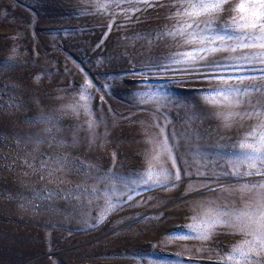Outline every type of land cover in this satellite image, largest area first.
<instances>
[{
	"label": "rangeland",
	"instance_id": "374dc122",
	"mask_svg": "<svg viewBox=\"0 0 264 264\" xmlns=\"http://www.w3.org/2000/svg\"><path fill=\"white\" fill-rule=\"evenodd\" d=\"M187 2L0 0V264H264L242 221L213 222L264 203L249 183L264 176L231 174L264 93L216 95L264 84V63L237 59L264 49L204 51L236 43L234 9L254 0L176 15ZM170 57L184 63L158 66Z\"/></svg>",
	"mask_w": 264,
	"mask_h": 264
},
{
	"label": "snow or ice",
	"instance_id": "6c2138e0",
	"mask_svg": "<svg viewBox=\"0 0 264 264\" xmlns=\"http://www.w3.org/2000/svg\"><path fill=\"white\" fill-rule=\"evenodd\" d=\"M129 2H132V0H129ZM226 2V0H188L187 3L181 4V10H178L176 15H184L189 17H199L203 15H208L211 13L219 12L223 10V4ZM151 6V5H149ZM138 10V9H137ZM238 13H246V15H241L240 20H237L235 17L231 21L230 27L234 30L239 31V35L235 37L236 43L234 45H231L227 48L220 47V48H210V49H204V51H236L237 48H260L264 49V0H254L251 4H246L244 2L240 3L236 6L234 9ZM240 21H243L241 23ZM205 24V26L208 29L213 28V24L211 21H199V20H193L192 23H187L185 28H192L193 24L197 28L200 27L201 24ZM222 27V25H221ZM247 29L248 31H244ZM181 35H184V30L180 31ZM166 35L175 36V32H169L166 33ZM189 36L192 37V39L185 40V43H194L196 39V33H189ZM204 37L201 38V42L203 41ZM215 39H219L222 44L225 42V36L224 35H217L213 39V43H215ZM231 39V37H229ZM191 59H197V57H191V54H186ZM198 59L203 60L204 57L200 56ZM238 60H246L248 62H253L255 60H259L260 63H264V52H256V53H241L239 57H237ZM172 63H180L183 64V61H178L174 57H170L167 59V61L162 62L159 67H165L167 65H171ZM210 68H219L221 65L217 61H212L209 65ZM189 69L195 70L194 64H188L185 67H182L181 71H187ZM261 72L264 73V68L261 69ZM239 79V78H237ZM255 79V78H253ZM261 80H264V75L260 77ZM224 83H227V81H223ZM240 85L242 86H234L229 84L226 89H221L216 92V95L218 98H222V101L226 105H231L233 103L239 104L243 102L242 97L243 96H251L252 93H264V84H248L244 85L243 81L240 80ZM82 99L84 97H81ZM231 98V99H230ZM208 99V98H206ZM211 102L213 103H220L221 99H213ZM251 103V101H249ZM255 113L257 115H264V107H260L257 109H254ZM220 115L225 121L231 118L232 115H238L235 113H227L223 114L220 113ZM248 115H251V113H248ZM227 123H225V127H228ZM261 129H264V123L258 126ZM249 136L255 137L256 132L255 130L251 133H249ZM242 151L245 152L246 160L242 163L246 171L243 173L234 172L231 173L232 175H243V176H264V132H261L259 134L258 143H252L249 142V140L246 138L245 140L241 141L237 145ZM233 167H236V163L233 164ZM148 180H152V170L149 168L145 173H143ZM175 179H179V174L174 173L173 174ZM252 188H259L264 189V180L255 182L250 181ZM248 191H251L252 188H248V185L245 184L243 186ZM210 191H213L214 189L209 188ZM235 217V219H233ZM220 218H223V222L233 224L236 221H242L244 224V228L247 229L246 235H250L253 237L252 241H246L245 243L249 245H253L254 243L259 244L260 249L264 250V203H261L259 206V215L255 216L253 218V214L241 211L239 213H233L229 210H224L219 212L218 217H213V222H220ZM243 230V229H241ZM206 238V237H201ZM239 253L242 257L245 259L247 258V255L239 248L234 250V254ZM230 259L232 257H229Z\"/></svg>",
	"mask_w": 264,
	"mask_h": 264
}]
</instances>
